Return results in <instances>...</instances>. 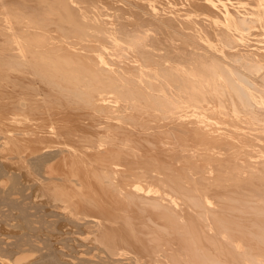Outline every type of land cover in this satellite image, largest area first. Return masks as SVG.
I'll return each instance as SVG.
<instances>
[{"label":"bare ground","instance_id":"bare-ground-1","mask_svg":"<svg viewBox=\"0 0 264 264\" xmlns=\"http://www.w3.org/2000/svg\"><path fill=\"white\" fill-rule=\"evenodd\" d=\"M244 1L0 0L2 152L46 159L99 258L264 264V0Z\"/></svg>","mask_w":264,"mask_h":264},{"label":"rangeland","instance_id":"rangeland-1","mask_svg":"<svg viewBox=\"0 0 264 264\" xmlns=\"http://www.w3.org/2000/svg\"><path fill=\"white\" fill-rule=\"evenodd\" d=\"M167 1L179 4L183 2L161 0L168 4ZM163 6L166 8V5ZM251 35L249 39L251 45L264 47L261 29L254 28ZM2 97L4 99V96ZM2 101L0 94V102ZM2 127L0 126V131ZM0 150V264H6L2 260L8 261L7 264H112L108 259L99 258L97 255L100 253L105 256L111 255L101 235L93 234L85 221L79 219L83 218L87 211L73 207L67 211L62 210V204L54 200L56 197L48 185H43L48 178L42 161L46 159L41 160L40 157L34 156L29 158L28 163L23 164L18 160V156L21 155L18 149L6 154L2 152L0 145ZM47 181L49 182L48 179ZM184 238L189 239L184 241L191 244L194 242L201 246L209 244L204 240L206 237ZM152 239V243L145 241L143 248L136 245L128 252L133 256L156 255L162 247L157 245L159 244L157 238ZM160 239L166 246L172 238ZM181 239L177 238L176 242H180ZM207 247L213 255L212 245ZM142 250L146 254L140 253ZM208 250L202 248L200 251L202 254L200 264L205 262ZM121 258H125V255Z\"/></svg>","mask_w":264,"mask_h":264}]
</instances>
